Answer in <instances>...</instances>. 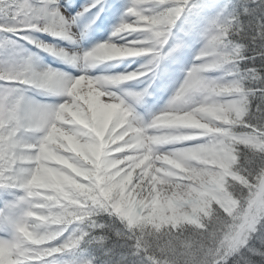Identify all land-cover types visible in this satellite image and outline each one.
Returning <instances> with one entry per match:
<instances>
[{"label":"snow or ice","instance_id":"obj_1","mask_svg":"<svg viewBox=\"0 0 264 264\" xmlns=\"http://www.w3.org/2000/svg\"><path fill=\"white\" fill-rule=\"evenodd\" d=\"M120 8L0 0V264H264V0H129L89 49L41 38Z\"/></svg>","mask_w":264,"mask_h":264},{"label":"rangeland","instance_id":"obj_2","mask_svg":"<svg viewBox=\"0 0 264 264\" xmlns=\"http://www.w3.org/2000/svg\"><path fill=\"white\" fill-rule=\"evenodd\" d=\"M238 0H235L237 2ZM91 0H66V2H63L68 5V7L71 8V12L74 14L76 11H79L81 6L84 4L90 3ZM112 2L119 3L121 5V8L115 12H113L110 16L105 18L104 20L97 21V25H100V27H97L96 25H93L92 30L89 32L88 36L82 40L79 45H74L69 43L68 41H64L62 39L53 38L50 35H41L42 39H46L47 42L52 44H57L60 47H70L71 49H89L93 47L95 44L107 41L108 38L106 35L102 34V32L105 30L102 26L107 25L111 30H113L114 26H116L121 19V16L124 12V5H127L129 0H112ZM96 10L93 9V12ZM87 18H85L82 23H86ZM179 24V21L177 22ZM200 45H196L194 49L187 50L182 55V62H186L187 60H190L194 57L196 49H198ZM33 51H39L38 49H32ZM40 55L44 58L45 62L49 65H51L54 68H61L62 70L66 72H70L73 75H79L81 74L79 70L75 67H72L66 63L62 64L64 67H61L59 63H61L57 57L50 55L45 52H40ZM164 63H167L166 61ZM113 62H104L103 64L99 65L96 69L92 70L89 74L90 75H100L104 73H121L124 72L121 68V63H119L116 67H112ZM180 65H174L173 68L177 69L175 72V75L172 77V79H168L167 77L163 80H157L156 84L154 85V95L149 98L148 104L149 108L152 111H159V109L163 108L164 105L167 103L168 99L171 97V95L174 92L176 82H178L183 74L178 71ZM123 68H125L123 66ZM219 75V73H217ZM125 87H133V88H139L143 87V85H140L138 82H131L129 84H126ZM90 99H93L90 97ZM51 103H58L59 98L57 97H49L48 98ZM142 113H145L146 110L144 108L139 109Z\"/></svg>","mask_w":264,"mask_h":264},{"label":"bare ground","instance_id":"obj_3","mask_svg":"<svg viewBox=\"0 0 264 264\" xmlns=\"http://www.w3.org/2000/svg\"><path fill=\"white\" fill-rule=\"evenodd\" d=\"M64 0H61V2L63 3ZM104 28L105 30L103 31V34L107 36V38H109V36L111 35V32L112 30L107 26V25H104ZM123 60V63H121V68L123 71H131L133 70L135 67H137V64H133L132 61L133 59H136V58H120ZM193 59V58H192ZM192 59L190 60H187L186 62H184V64L186 65H190ZM131 65V66H130ZM123 66L125 68H123ZM182 79V77H181ZM180 79V80H181Z\"/></svg>","mask_w":264,"mask_h":264},{"label":"trees","instance_id":"obj_4","mask_svg":"<svg viewBox=\"0 0 264 264\" xmlns=\"http://www.w3.org/2000/svg\"><path fill=\"white\" fill-rule=\"evenodd\" d=\"M237 2H239V0L237 1ZM248 55H251V53H248ZM244 63L245 64H248L249 63V61H244ZM108 218L107 217H105V220H107ZM117 224H118V226H119V222H117Z\"/></svg>","mask_w":264,"mask_h":264}]
</instances>
